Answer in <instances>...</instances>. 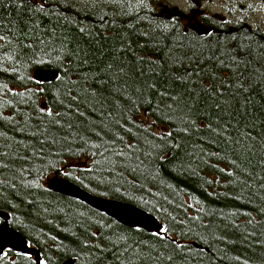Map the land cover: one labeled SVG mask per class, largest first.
<instances>
[{"label":"trees","instance_id":"trees-1","mask_svg":"<svg viewBox=\"0 0 264 264\" xmlns=\"http://www.w3.org/2000/svg\"><path fill=\"white\" fill-rule=\"evenodd\" d=\"M160 4L0 0V209L41 264H264V31L203 35ZM56 173L164 228L53 191Z\"/></svg>","mask_w":264,"mask_h":264},{"label":"water","instance_id":"water-1","mask_svg":"<svg viewBox=\"0 0 264 264\" xmlns=\"http://www.w3.org/2000/svg\"><path fill=\"white\" fill-rule=\"evenodd\" d=\"M202 30L204 34L207 32L205 29ZM57 77L58 71L53 69H37L34 72V78L41 83H52ZM42 107L46 108L47 104L45 102L42 103ZM47 185L53 191L86 202L128 227L142 228L148 232L155 233L161 232L164 228V224L152 213L124 201L93 194L59 173L54 174ZM0 217L3 220L0 224V257L7 250H11L15 253L32 255L35 257L37 264H41L40 249L30 245L28 239L19 230L10 225L9 213L0 209ZM61 264H74V259H68Z\"/></svg>","mask_w":264,"mask_h":264},{"label":"flooded vegetation","instance_id":"flooded-vegetation-1","mask_svg":"<svg viewBox=\"0 0 264 264\" xmlns=\"http://www.w3.org/2000/svg\"><path fill=\"white\" fill-rule=\"evenodd\" d=\"M205 2L206 0H187L189 11L196 13L187 16L190 29L199 32L200 29L197 28L203 26L208 32L213 21H223L231 27L243 25L264 31V0H227L220 5ZM214 7H220L224 11L214 10Z\"/></svg>","mask_w":264,"mask_h":264},{"label":"rangeland","instance_id":"rangeland-1","mask_svg":"<svg viewBox=\"0 0 264 264\" xmlns=\"http://www.w3.org/2000/svg\"><path fill=\"white\" fill-rule=\"evenodd\" d=\"M227 0H206L205 3L208 4H213V5H220V4H224V2H226ZM160 8L165 9L166 11L170 12V13H178L182 19V21L184 22V24L189 28V20L187 18V16H191L194 15L195 12H190L188 8V3L187 0H160ZM163 5V7H162ZM195 5V4H194ZM215 9H220V11H224V9L220 8V7H214ZM196 14V13H195ZM196 25V24H195ZM199 30V32H203L202 29H205L203 26H201L200 28H197ZM207 29V28H206ZM205 29V30H206ZM142 119L145 120V116L142 115ZM87 165V160L86 159H70L68 160V162L66 163V167L63 168L64 171H66L69 166H84ZM52 176H49L46 180L47 184L48 181ZM64 176V175H63Z\"/></svg>","mask_w":264,"mask_h":264}]
</instances>
